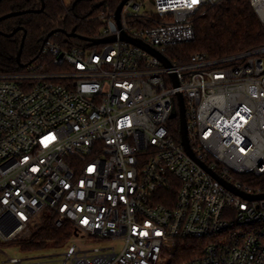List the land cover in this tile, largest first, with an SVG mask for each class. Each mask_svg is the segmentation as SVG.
I'll use <instances>...</instances> for the list:
<instances>
[{"label": "built area", "instance_id": "1", "mask_svg": "<svg viewBox=\"0 0 264 264\" xmlns=\"http://www.w3.org/2000/svg\"><path fill=\"white\" fill-rule=\"evenodd\" d=\"M220 1L127 0L119 24L114 10L97 16L93 38L114 41L47 40L42 55L57 67L0 73V244L49 210L74 234L122 243L88 250L69 240L62 264H264V198L230 190L168 129L181 93L196 159L243 193H264V181L235 178L264 177V44L186 64L166 54L193 40L195 18ZM248 2L264 24V0Z\"/></svg>", "mask_w": 264, "mask_h": 264}, {"label": "trees", "instance_id": "2", "mask_svg": "<svg viewBox=\"0 0 264 264\" xmlns=\"http://www.w3.org/2000/svg\"><path fill=\"white\" fill-rule=\"evenodd\" d=\"M120 1L0 0V16L12 11L31 10L0 21V73L21 71L36 62L57 67L52 65L48 56L42 55L45 35L54 29L66 32L74 29L79 36L93 38L103 26L97 17L99 13L114 10ZM16 27L21 28L13 35H6ZM194 29L193 40L174 44L166 50L171 61L186 64L196 53H204L210 59H221L264 44V24L258 19L248 0H222L207 6L204 13L195 18ZM24 31L20 62L25 65L19 66L16 54ZM48 40L64 48L87 45L84 40L62 32L52 34ZM168 129L178 141V116L170 118ZM235 178L253 184L264 181V177L250 174L235 175ZM55 218L54 212L43 211L31 226L28 235L12 243H17L23 250L66 245L75 233V228L67 220L56 225ZM191 253L184 252V257Z\"/></svg>", "mask_w": 264, "mask_h": 264}, {"label": "water", "instance_id": "3", "mask_svg": "<svg viewBox=\"0 0 264 264\" xmlns=\"http://www.w3.org/2000/svg\"><path fill=\"white\" fill-rule=\"evenodd\" d=\"M126 2H127V0H121L119 2V4L116 6V8L114 9L115 19H116V21H117L118 24H119V16H120L121 9H122L123 5ZM29 11H31V10L28 9V10H24V11H12V12L6 13V14L0 16V21L3 20V19H5V18L11 17V16L20 15L22 13L29 12ZM20 28L21 27H16L10 33H8L6 35L7 36L13 35ZM59 32L65 33L68 36L78 37V38H80V39H82L84 41H88L89 44H92V45L93 44H98V43H104V42H111V41H114L115 40V36L114 35H111V36H108V37H105V38H88V37H82V36L77 35L75 33L74 29L71 32H66L63 29H54V30L50 31L49 33H47L45 35V37L43 39L42 47H43L44 43L49 39V37L52 34L59 33ZM24 36H25V31H24V34H23V36L21 38L20 46H19V49H18L17 54H16V61H17V63H18L19 66H24L25 65V64H22L20 62V55H21V50H22V46H23V42H24ZM120 36H121V39L126 40V41H129V42H131V43H133V44H135V45H137V46H139V47L147 50L151 54L157 56L164 63L165 66L168 67V66L171 65L170 60L165 55L159 53L153 47H151L148 44L144 43L140 39L132 38V37L126 35L124 32L121 33ZM172 77H173L174 85L177 86L178 85V80H177L176 76L175 75H172ZM177 104H178V111H175V109H173L171 111L170 117L178 116V118H179L180 142H181L182 146L184 147L185 151L194 160H196L202 166H204L209 172H211L213 174V176H215L217 179H219L226 187H228L233 192H235V193L243 196L244 198H264V193L257 194V195H248V194L243 193L242 191L236 189L231 183L226 182L225 180L219 178L211 169H209L201 161H199L198 159H196V157H195V155H194V153L192 151V148L190 146V143L188 141L187 126H186V117H185V110H184V101H183V97H182V94L181 93H178V95H177Z\"/></svg>", "mask_w": 264, "mask_h": 264}, {"label": "rangeland", "instance_id": "4", "mask_svg": "<svg viewBox=\"0 0 264 264\" xmlns=\"http://www.w3.org/2000/svg\"><path fill=\"white\" fill-rule=\"evenodd\" d=\"M26 234L25 236H27ZM23 236V237H25ZM70 243L76 241V244L82 249H99L103 247L113 246L115 249H120L122 243L120 240L113 239H93L85 233L79 231L73 234ZM66 245L60 247H47L33 250H23L17 243L0 244V264L7 257H15L20 259V264H62V253L66 249ZM10 264V263H6Z\"/></svg>", "mask_w": 264, "mask_h": 264}, {"label": "snow or ice", "instance_id": "5", "mask_svg": "<svg viewBox=\"0 0 264 264\" xmlns=\"http://www.w3.org/2000/svg\"><path fill=\"white\" fill-rule=\"evenodd\" d=\"M193 2L195 3V2H196V0H193Z\"/></svg>", "mask_w": 264, "mask_h": 264}]
</instances>
